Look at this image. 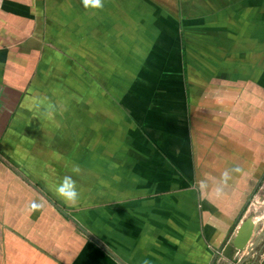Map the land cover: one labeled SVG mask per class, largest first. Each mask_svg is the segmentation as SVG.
<instances>
[{
    "label": "crops",
    "instance_id": "1",
    "mask_svg": "<svg viewBox=\"0 0 264 264\" xmlns=\"http://www.w3.org/2000/svg\"><path fill=\"white\" fill-rule=\"evenodd\" d=\"M56 34L90 106L75 97L37 175L63 212L32 242L36 69ZM262 205L264 0H0V264H237L222 246Z\"/></svg>",
    "mask_w": 264,
    "mask_h": 264
},
{
    "label": "rangeland",
    "instance_id": "2",
    "mask_svg": "<svg viewBox=\"0 0 264 264\" xmlns=\"http://www.w3.org/2000/svg\"><path fill=\"white\" fill-rule=\"evenodd\" d=\"M69 28V25H66V29L69 30ZM47 42L51 43L52 45L50 50H46L43 53L45 54L44 56H40V60L36 69L35 81V94L36 96L38 94L40 98L43 99L45 104L36 106L35 108V125L34 132H32V137L34 140L33 152L35 157L32 159L34 161L32 162V166L30 168L29 173L31 177L29 179L32 180V182L34 181L36 184L34 183L33 185L41 190H38L32 184L30 185V190L34 192L36 197L34 208L35 211L37 210L38 212L35 214L36 226L33 225V228L35 229L34 234H27V239H30L32 242H39L45 238V235L41 230L44 229L43 225H45L46 220H43L45 219V215L48 214V209H55L59 211L60 208L55 206L53 203H50L51 201L45 196L50 195L47 194V192L43 189L41 179H39L37 175L43 164L49 163L50 155L56 153L54 144H57L58 132H65L66 130L71 132L70 130H74L75 97L80 95L79 97L81 100H83L82 102L85 103L86 100V102H88V106H90L89 100L91 95L89 91V88H91L89 84L91 79L90 70L85 66L86 63H84L85 61L81 58V56H76L74 42H71L70 44L68 43L69 45L66 44V39L59 37V34H56V37L54 36L51 41L48 40ZM81 69H83V71H81ZM78 71L83 74L82 78ZM79 78L83 79L84 88H81L82 84L80 85L81 81ZM75 82H78L79 87L75 86ZM61 119H65L67 121V127L65 125V128H60ZM30 136L31 133H28L29 138ZM26 137L27 136L25 135H21L20 140L24 139L27 144L28 140L26 141ZM12 165L15 166L10 167L12 171L24 177V175H22V169H25L20 168L18 165L14 164V162ZM51 187L53 189H57L58 184L56 183ZM54 195L57 196L56 194ZM44 203L47 204L45 208L46 210H41L43 207L41 204ZM263 211L264 205H262V208L259 209L258 212L262 213ZM255 216L256 214H253L252 217ZM252 222L257 228V233L264 229V218H261V220L258 221L253 218ZM73 223L75 224L78 231L82 229L81 225L79 226L75 221H73ZM40 227H42V229ZM19 228L23 229L24 227L20 226ZM82 231L86 233L83 229ZM1 237L3 236L1 235ZM238 260L239 259L236 261Z\"/></svg>",
    "mask_w": 264,
    "mask_h": 264
},
{
    "label": "water",
    "instance_id": "3",
    "mask_svg": "<svg viewBox=\"0 0 264 264\" xmlns=\"http://www.w3.org/2000/svg\"><path fill=\"white\" fill-rule=\"evenodd\" d=\"M34 187L37 188L38 190H40L38 187H36V186H34ZM45 196L47 198H49L47 195H45ZM54 205L57 206L55 203H54ZM59 210L61 212H63V209L59 208ZM256 229L257 228L255 227V224L252 222V219L245 218L243 220L242 224L240 225L235 236H233L226 244H224L222 246L224 254H226L227 257L231 261H236L237 259H239L237 261V264H259L261 261V256L264 253V243H263V246L261 244L260 250L258 251L259 244L264 239V229L259 233H257ZM83 230L95 242H97L105 251H107L115 259L120 261V259L117 258V256H115L103 243H101L99 240H97L95 237H93L84 228H83ZM238 257H240V258H238Z\"/></svg>",
    "mask_w": 264,
    "mask_h": 264
},
{
    "label": "clouds",
    "instance_id": "4",
    "mask_svg": "<svg viewBox=\"0 0 264 264\" xmlns=\"http://www.w3.org/2000/svg\"><path fill=\"white\" fill-rule=\"evenodd\" d=\"M60 195L66 198V202L75 204L77 200V193L75 191L65 192L63 189L60 190Z\"/></svg>",
    "mask_w": 264,
    "mask_h": 264
}]
</instances>
